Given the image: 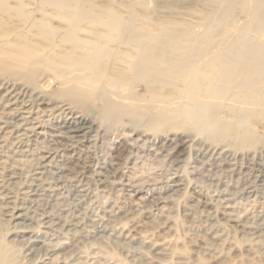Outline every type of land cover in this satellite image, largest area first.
<instances>
[{"label": "rangeland", "instance_id": "obj_1", "mask_svg": "<svg viewBox=\"0 0 264 264\" xmlns=\"http://www.w3.org/2000/svg\"><path fill=\"white\" fill-rule=\"evenodd\" d=\"M60 3L67 14L44 0L0 2V264H38L47 252L46 264H264V104L237 101L234 84L210 95L211 68L264 65V0ZM113 17L125 31L106 42L116 72L136 58L132 34L163 39L183 61L115 88L12 49L23 39L41 58L63 53L66 36L95 39ZM72 116L90 123L84 140L57 134ZM31 233L40 242L28 250Z\"/></svg>", "mask_w": 264, "mask_h": 264}, {"label": "bare ground", "instance_id": "obj_2", "mask_svg": "<svg viewBox=\"0 0 264 264\" xmlns=\"http://www.w3.org/2000/svg\"><path fill=\"white\" fill-rule=\"evenodd\" d=\"M8 1L9 0H0V2L3 4H7ZM44 1L48 2V3L56 4L57 7H60L62 12L67 14V9L69 7L60 3V0H44ZM6 11L7 10H4V5L2 7H0V14L5 15V13H7ZM72 19H73L74 25L78 26L80 22H82V21L84 22L85 15L81 13L76 17H72ZM106 25H108L109 29L104 33V35L97 36L95 39L88 40L85 38H80L78 35L76 36V35H72V34L69 36H66L71 41V45L69 46L70 50L65 51V48H61L62 51H64L63 53H54L53 51H49L48 53H46L45 58L39 57V53H37V50H38L37 46H35L34 44H31L27 40L22 41L23 39H21V41L19 43V41L16 39L14 41V43H16V44L19 43L18 47L13 45L12 49H14V50L18 49L19 52L25 56L24 57L25 59L32 58V59L39 61V63H40V61H45L48 64H53L55 66H57V65L62 66V68H64V69L68 68V70L71 72L79 71V72L86 73L90 77L86 76L85 79L91 78V81H92L91 84L97 85L99 83H102V84L106 83V84L111 85L112 87H115V88L118 87L120 84H122V82L125 79H127V77L129 78L130 76H134L137 73H139L138 75L146 76L147 73H151V72H157L158 73L161 71L163 74L164 71H163V68H161V66H164L166 64L172 65L175 60H179V62L183 61V58L181 56L178 57V59L170 57V55L164 50L163 39L157 40V38H153L155 40L153 43H151V42H148L147 40H145L139 34H132L131 38H129V42L127 44L130 47V52H131L130 54L132 56H135L136 58H135V60H132V61L125 60L124 65H122L123 68H121L120 71L116 72L113 69V64H115V60H113V58H111L112 54L109 53V51H111V49L107 48L108 44L106 42L108 39H110L114 35L122 36V34H124L125 31L123 29V26L120 24L118 19L115 17L109 18ZM43 36L47 39H51L53 37V36H48L46 34H43ZM26 37H23V38H26ZM26 39H28V38H26ZM45 44H46V48H50V50L56 49L55 46H51V44L49 42H47ZM77 53H80V54H77ZM81 53H82V56H81ZM182 66L186 70L185 74H184V78H185V80L187 79V81L189 82L191 79H188L189 78V76L187 74L188 65L185 62V64H182ZM210 71H212L214 74V76L212 78H210V81L214 85L213 92H210V95H212L213 97L221 95L218 92V90L221 88V87H218L219 83H220V85H221V83H228V84H234L237 86L238 92L234 93L237 101L238 100H242V101L247 100L249 102H252L251 104H253V105L264 104V94H263L264 93V87H263V85H261L264 81V76H263L264 65L259 64L255 60H245V61H241V62L232 61V62L223 63L222 65H220L218 67H213L210 69ZM71 72L69 74H71ZM258 73H260L261 76H259ZM220 75H221V77H220ZM152 76H154V75H152ZM152 76H150V77H152ZM76 80H82V79L76 78ZM76 80H74V82ZM78 82L79 81H77V83ZM11 93H13V92H11ZM11 93H9L8 96L13 97V95ZM18 95H20V94H18ZM84 98H86V97H84ZM30 102H31V100H30ZM257 111H258V113L262 114L261 112H259V110H257ZM190 114H191L190 117L193 121H197L199 119V111L197 109L191 110ZM263 114H264V111H263ZM253 116H252L253 117L252 122L254 125H256L254 122H256L255 120H258V119H257V117H255L256 115H253ZM18 120H19V118H18ZM5 121L8 122V120H5ZM58 125L59 126L57 127V134H58V132L63 134L66 137V139H68V140H78V141L84 140L86 138V135L89 134L88 130H89L90 123H89V121H87L85 118H82V117H73L72 116L70 118H67L66 120H63L62 123H60ZM4 128L6 129L7 126H4ZM68 158H69L68 162H72V164H74V166L78 168V169H76L77 170L76 174H80L79 175L80 177H75V178L73 177L76 180L73 182H75V184H77L79 187H84V185H86V184H82V182H81L82 178H86V179L89 178L88 176L85 175L86 166L79 164L80 161L78 160V156L74 153L71 154L70 157H68ZM99 178H101V177H99ZM37 191H38V189H37ZM81 191H85V190L81 189ZM5 214L7 216V212ZM8 216H10L11 221L12 220L17 221V220H20L23 218V215L19 212V208L16 210L13 209L12 211H10ZM44 219H48V217L44 218ZM48 229H50V228H48ZM248 231L251 233H257V231L253 227L249 228ZM32 234L33 233H31V236H29L30 238L27 240L28 242L25 243L26 246L28 247L27 248L28 250H29V247H32L35 242H40L39 241L40 237H38L39 239H36L37 237L35 236L36 237L35 238L33 236L34 234L33 235ZM130 235L126 234L125 237L130 236ZM136 236H138V235H136ZM132 237L134 239V236H132ZM52 246H49V248H51ZM44 253H46V252H44ZM51 253L47 252L45 254V256L42 257L38 261V264H46V261L49 259L48 256L51 255ZM0 257H2L1 253H0Z\"/></svg>", "mask_w": 264, "mask_h": 264}]
</instances>
